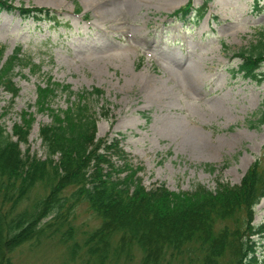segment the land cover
Instances as JSON below:
<instances>
[{"label": "rangeland", "instance_id": "374dc122", "mask_svg": "<svg viewBox=\"0 0 264 264\" xmlns=\"http://www.w3.org/2000/svg\"><path fill=\"white\" fill-rule=\"evenodd\" d=\"M11 1L16 6L48 7L61 19L54 26L0 11L5 55L19 46L20 54L42 72L33 77L26 68L20 73L16 69L14 98L0 89V124L8 131L21 112L33 114L27 142L20 144L22 152L27 148L29 154L44 158L38 129L50 118L35 110L34 84L47 74L73 91H102L88 98L96 136L123 135L119 144L129 163L142 166L136 175L146 188L162 184L186 192L197 184L213 190L218 180L238 183L259 155L264 123L257 126L253 113L264 108V63L256 79L231 77L228 71L241 62L232 52L248 47L264 29V13L254 7L255 0H208L196 22L170 14L188 1L199 8L203 0ZM255 3L261 6L264 0ZM51 102L59 109L68 104L63 93ZM38 193L34 188L24 204L33 203ZM74 211L73 241L81 245L100 221L83 203ZM254 213L257 224L264 217V198ZM70 245L58 235L34 238L8 253L9 263L85 264L84 248L72 254ZM259 245L258 250L264 249V240ZM131 252V264H140L143 252L137 247Z\"/></svg>", "mask_w": 264, "mask_h": 264}, {"label": "trees", "instance_id": "16d2710c", "mask_svg": "<svg viewBox=\"0 0 264 264\" xmlns=\"http://www.w3.org/2000/svg\"><path fill=\"white\" fill-rule=\"evenodd\" d=\"M207 1L199 8L188 1L170 15L196 22ZM255 2L254 7L264 13V3ZM74 7L78 13L80 7ZM2 10L16 12L21 19L61 24L48 7L0 0ZM4 53L0 45V89L14 98L17 71L26 68L33 77L42 72L20 54L19 46ZM232 55L241 62L228 70L231 77L256 79L264 62V29ZM34 92L35 110L50 118L38 129L44 158L29 154L27 148L21 151L33 114L21 112L10 131L0 124V264H10L8 253L24 242L56 235L63 243L71 241L72 254L84 248L85 264H131L136 247L143 252L140 264H264V249L258 250L264 240V217L253 223L254 207L264 198V146L238 183L218 180L213 190L197 184L186 192H173L162 184L146 188L136 175L142 166L129 163L119 144L123 135L96 136L95 112L90 111L88 98L101 96L100 89L73 91L44 74ZM61 93L68 104L53 108L52 99ZM106 115L100 112L101 117ZM253 115L257 126L264 123V108ZM206 169L213 171L208 164ZM34 188L40 193L25 205ZM82 203L100 222L80 245L73 241L70 221Z\"/></svg>", "mask_w": 264, "mask_h": 264}, {"label": "bare ground", "instance_id": "6f19581e", "mask_svg": "<svg viewBox=\"0 0 264 264\" xmlns=\"http://www.w3.org/2000/svg\"><path fill=\"white\" fill-rule=\"evenodd\" d=\"M99 2V1H98ZM98 2H96V3H98ZM127 9V8H126ZM144 56H146V55H144ZM193 67V66H192ZM190 73V72H189ZM187 74H188V72H187ZM184 75V74H183ZM185 76V75H184ZM188 76V75H187ZM187 76L186 77H184V78H187ZM200 76V75H199ZM189 78V83H188V81H187V83L190 85V89L191 90H193V88H194V84H193V80H192V78H191V75L188 77ZM187 78V79H188ZM196 90V89H195ZM190 91V90H189ZM197 145V144H196ZM196 147V146H195Z\"/></svg>", "mask_w": 264, "mask_h": 264}]
</instances>
